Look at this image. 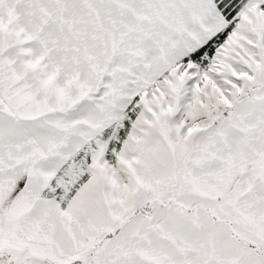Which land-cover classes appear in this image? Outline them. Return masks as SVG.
I'll list each match as a JSON object with an SVG mask.
<instances>
[{"label":"snow or ice","instance_id":"snow-or-ice-1","mask_svg":"<svg viewBox=\"0 0 264 264\" xmlns=\"http://www.w3.org/2000/svg\"><path fill=\"white\" fill-rule=\"evenodd\" d=\"M0 264H264V0H0Z\"/></svg>","mask_w":264,"mask_h":264}]
</instances>
